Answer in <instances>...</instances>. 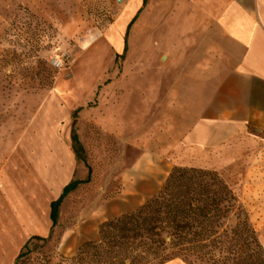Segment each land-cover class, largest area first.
<instances>
[{
	"label": "rangeland",
	"instance_id": "obj_1",
	"mask_svg": "<svg viewBox=\"0 0 264 264\" xmlns=\"http://www.w3.org/2000/svg\"><path fill=\"white\" fill-rule=\"evenodd\" d=\"M182 22L171 19V0H0V159L37 152L19 135L51 94L72 101L58 133L77 159L51 233L31 239L17 264H72L102 222L155 195L173 167L217 172L264 248V132L225 123L213 129L208 159H145L164 142L158 124H171V46L183 43Z\"/></svg>",
	"mask_w": 264,
	"mask_h": 264
},
{
	"label": "crops",
	"instance_id": "obj_2",
	"mask_svg": "<svg viewBox=\"0 0 264 264\" xmlns=\"http://www.w3.org/2000/svg\"><path fill=\"white\" fill-rule=\"evenodd\" d=\"M177 17L184 39L171 46V124H158L165 144L145 155L171 164L208 159L213 129L225 123L264 132V0H171V19ZM59 98L46 97L19 135L37 152L0 159V264H15L31 237L49 236L51 203L77 175V159L58 133L73 105ZM221 148L215 144L213 153Z\"/></svg>",
	"mask_w": 264,
	"mask_h": 264
},
{
	"label": "trees",
	"instance_id": "obj_3",
	"mask_svg": "<svg viewBox=\"0 0 264 264\" xmlns=\"http://www.w3.org/2000/svg\"><path fill=\"white\" fill-rule=\"evenodd\" d=\"M71 184L51 203L53 225L57 202ZM33 238L41 237H31L26 245ZM177 257L200 264H264V248L247 210L215 171L173 167L155 195L102 222L98 240L83 242L70 261L164 264Z\"/></svg>",
	"mask_w": 264,
	"mask_h": 264
},
{
	"label": "bare ground",
	"instance_id": "obj_4",
	"mask_svg": "<svg viewBox=\"0 0 264 264\" xmlns=\"http://www.w3.org/2000/svg\"><path fill=\"white\" fill-rule=\"evenodd\" d=\"M135 5H136V3L133 4L131 7H129L128 12H130L135 7Z\"/></svg>",
	"mask_w": 264,
	"mask_h": 264
},
{
	"label": "built area",
	"instance_id": "obj_5",
	"mask_svg": "<svg viewBox=\"0 0 264 264\" xmlns=\"http://www.w3.org/2000/svg\"><path fill=\"white\" fill-rule=\"evenodd\" d=\"M60 65V62H58L57 64H56V66H59Z\"/></svg>",
	"mask_w": 264,
	"mask_h": 264
}]
</instances>
